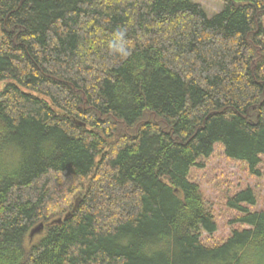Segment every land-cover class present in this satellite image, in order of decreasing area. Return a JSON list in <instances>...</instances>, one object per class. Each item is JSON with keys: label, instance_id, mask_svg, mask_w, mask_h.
Here are the masks:
<instances>
[{"label": "trees", "instance_id": "16d2710c", "mask_svg": "<svg viewBox=\"0 0 264 264\" xmlns=\"http://www.w3.org/2000/svg\"><path fill=\"white\" fill-rule=\"evenodd\" d=\"M220 1L210 18L193 0H0V264H264V200L229 193L231 234L206 244L191 176L222 147L264 178V0Z\"/></svg>", "mask_w": 264, "mask_h": 264}, {"label": "rangeland", "instance_id": "374dc122", "mask_svg": "<svg viewBox=\"0 0 264 264\" xmlns=\"http://www.w3.org/2000/svg\"><path fill=\"white\" fill-rule=\"evenodd\" d=\"M200 4L207 15L212 18L219 13L224 5L220 0H193ZM7 83L0 84V91ZM201 167H195L192 171V178L196 179L201 186L205 197L212 204L215 219L218 224V231L209 241L204 235L206 244H213L225 240L231 234L229 222L236 215L235 210H231L226 203L225 197L235 194L240 190L251 188L257 197V204L249 207L254 211H259L263 207L264 200V178L251 174L249 166L242 162H234L225 157L222 147H217L213 155L208 159L201 160ZM264 168V158L261 164ZM44 230L29 238L30 243L39 240Z\"/></svg>", "mask_w": 264, "mask_h": 264}, {"label": "water", "instance_id": "95a60500", "mask_svg": "<svg viewBox=\"0 0 264 264\" xmlns=\"http://www.w3.org/2000/svg\"><path fill=\"white\" fill-rule=\"evenodd\" d=\"M82 201V198L81 197H78L77 200H76V203H75V207H74V211L79 207L80 203ZM71 216V213H68L64 219L63 218H58L54 221H52V225H55V224H62L65 220H67L69 217ZM45 228V225L43 223H41L39 226H37L35 229L32 230L31 232V237H33L35 234L37 233H40L41 231H43Z\"/></svg>", "mask_w": 264, "mask_h": 264}, {"label": "clouds", "instance_id": "9594fccd", "mask_svg": "<svg viewBox=\"0 0 264 264\" xmlns=\"http://www.w3.org/2000/svg\"><path fill=\"white\" fill-rule=\"evenodd\" d=\"M118 50L125 56L129 54L122 45L119 46Z\"/></svg>", "mask_w": 264, "mask_h": 264}]
</instances>
